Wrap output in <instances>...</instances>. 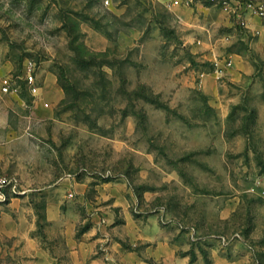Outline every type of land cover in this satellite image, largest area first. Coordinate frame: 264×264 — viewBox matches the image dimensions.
<instances>
[{
	"label": "rangeland",
	"instance_id": "rangeland-1",
	"mask_svg": "<svg viewBox=\"0 0 264 264\" xmlns=\"http://www.w3.org/2000/svg\"><path fill=\"white\" fill-rule=\"evenodd\" d=\"M6 76L0 264H264V0H0Z\"/></svg>",
	"mask_w": 264,
	"mask_h": 264
},
{
	"label": "built area",
	"instance_id": "built-area-1",
	"mask_svg": "<svg viewBox=\"0 0 264 264\" xmlns=\"http://www.w3.org/2000/svg\"><path fill=\"white\" fill-rule=\"evenodd\" d=\"M201 0H174L175 4L186 2L188 4L195 3ZM215 1V0H211ZM219 2H226V0H217ZM249 8L255 9L252 4L249 5ZM258 12V11H256ZM24 81L31 91V93L35 96L39 95L40 93V85L36 76V64L33 62H29L27 65ZM14 80L11 77H3L0 81V87L1 90L8 94V93H14L19 90V88H16L14 85ZM16 183L13 179H8L5 177H0V202H5L11 195V193H16Z\"/></svg>",
	"mask_w": 264,
	"mask_h": 264
},
{
	"label": "crops",
	"instance_id": "crops-1",
	"mask_svg": "<svg viewBox=\"0 0 264 264\" xmlns=\"http://www.w3.org/2000/svg\"><path fill=\"white\" fill-rule=\"evenodd\" d=\"M211 260L212 264H248L245 259H231L220 253L212 254Z\"/></svg>",
	"mask_w": 264,
	"mask_h": 264
}]
</instances>
